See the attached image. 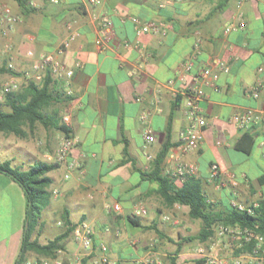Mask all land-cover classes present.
<instances>
[{
  "label": "crops",
  "instance_id": "crops-1",
  "mask_svg": "<svg viewBox=\"0 0 264 264\" xmlns=\"http://www.w3.org/2000/svg\"><path fill=\"white\" fill-rule=\"evenodd\" d=\"M1 1L19 18L7 37L14 46L11 59L19 72L32 64L27 51L40 55L59 46L67 34V21H74L79 31L64 54L68 66L80 62L70 85L73 95L61 96L54 109L63 123L68 116L64 124L77 140L71 158L80 168L68 179L64 164H57L47 174L49 204L42 213L43 227L45 217L49 232L54 237L62 234L65 227L58 223L63 222L64 213L72 224L89 222L95 252L83 258V264H91L100 245L113 259L109 242L129 245L139 255L129 261L113 259L117 264H136L149 256H155V264H172V258L176 264H197L194 253L188 254L189 248L206 242L185 240L198 233L200 221L193 234L191 221L197 220L189 217V208L167 206L157 193L158 184L148 175L162 146L168 144L160 174L173 179L177 187L183 184L171 177L175 164L169 159L187 125L182 92L217 57L228 71L215 69L214 86L205 88L206 99L201 104L207 120L204 141L199 151L183 157V163L195 168L193 177L218 210L234 203L250 205L264 197V185L259 183L264 176V88L257 98L251 94L257 82H264V0H175L164 7L159 0H101L97 8L88 0H36L35 7L25 13L15 0ZM103 12L109 16L113 32L99 51L93 17ZM239 16L245 28L226 32L227 26L239 23ZM133 18L141 23L161 21L169 28L164 34L137 33ZM125 42L130 46L125 47ZM186 62L192 63L189 72L184 69ZM248 109L259 112L262 119L247 130L240 129L232 118ZM145 112L148 116L142 122ZM145 125L152 129L151 143L144 140ZM64 137L41 125L25 139L0 134V162L10 161L22 171L36 161L54 163ZM17 155L19 159L14 157ZM211 164H217L226 176L233 174L238 186L232 188L228 177L220 188L209 182ZM54 190L58 191L56 197ZM114 204L120 206L119 213L109 211ZM136 207H144L145 215L150 216H134ZM25 227L24 192L0 172V264H16ZM192 242L198 245L189 247ZM229 250L230 244L223 240L219 253L224 256ZM85 254L72 234L64 239L65 260ZM34 258L39 256L29 252L24 261Z\"/></svg>",
  "mask_w": 264,
  "mask_h": 264
},
{
  "label": "built area",
  "instance_id": "built-area-1",
  "mask_svg": "<svg viewBox=\"0 0 264 264\" xmlns=\"http://www.w3.org/2000/svg\"><path fill=\"white\" fill-rule=\"evenodd\" d=\"M55 1V0H54ZM160 6L164 7L173 3L175 0H159ZM27 4L34 8L36 0H26ZM88 4L92 8H97L101 4V0H88ZM239 23L236 25H229L225 29L226 32L242 30L245 28V22L241 16ZM93 20L97 27L96 47L99 51H103L104 39L111 35L113 32V26L107 13H99L93 17ZM19 22V18L13 14L11 8L0 2V30L3 37H7L8 33L13 30L15 25ZM133 22L136 24L137 33L147 34H164L169 26L161 21H149L141 23L138 19L133 18ZM65 29L67 31L66 37L59 44V46L51 53L36 55L33 51L29 50L26 55L32 58V64L26 71L19 72L14 66L9 63L8 68L19 72V77H12L9 80L3 82L0 85V94L3 96L7 93H13L21 88L20 79L25 82L30 80L35 83H41L47 74L50 75L52 80V87L57 85L54 92L61 94L63 97H71L73 92L71 90V82L75 75L76 69L80 68V62H75L74 66H68L64 61V54L70 48L71 44L79 37V31L75 28L74 21H67L65 23ZM125 47H129L128 42L124 43ZM138 48V45H136ZM198 48V44L196 45ZM12 49L10 44L5 45L3 52L9 53ZM141 52L142 50L138 48ZM192 68L191 62L184 63L185 71L189 72ZM220 70L227 72L228 66L217 57H213L209 65L200 69L193 77V82L185 87L182 92L186 95L184 115L187 119L186 127L181 131L178 144L175 147V152L170 154L169 159L174 162L175 167L171 173L172 178L179 179L182 183L195 174V168L191 165L183 163V157L200 150L204 141V130L207 127V120L203 115L202 103L206 99L205 88L214 86V82L217 79V73L214 70ZM261 70V69H259ZM182 80V78H181ZM264 88V82H257L252 90V96L257 98L259 91ZM148 113H143L140 117L142 122H145ZM262 119L259 112L248 109L246 111L237 113L233 116L232 121L238 128L247 130L252 125L258 123ZM68 116L63 118L64 123L67 122ZM143 137L146 143H151L153 140V132L150 126L145 125L143 127ZM77 144L76 138L73 136H65L57 150L54 158V163L64 164L66 173L65 179H68L73 172L80 168V163L71 158L73 149ZM264 145V143H263ZM229 178L232 188L237 187L238 184L233 174H226L222 172L217 164H211L209 166V172L207 180L215 183L218 188L223 186V178ZM53 195L56 197L58 191L54 190ZM258 202H254L250 205H243L234 203L231 206L238 208L241 211L246 210L248 213L252 212V209L257 207ZM111 212L119 213L121 208L118 204H114ZM146 214L144 207H136L133 211L134 216H142ZM58 225H64L63 222H59ZM73 239L79 243L85 250V255L76 256L72 260H65L62 257V250L57 251L56 256L39 257L34 259L25 260L23 264H83V258L91 257L94 251L93 245V231L91 225L87 221H81L76 224L71 232ZM226 240L227 243L234 248H241L247 244H253L250 252L243 253L239 256L230 258L222 257L218 251L220 243ZM99 255L96 258L91 259V264H117L113 259H110L106 254V247L100 245L98 248ZM194 257L198 261L197 264H264V237L255 233V231L248 228H240L238 226H224L218 225L214 229V235L206 242L205 246L199 247L194 252ZM155 260L152 256L147 257L144 260H139L136 264H155Z\"/></svg>",
  "mask_w": 264,
  "mask_h": 264
},
{
  "label": "trees",
  "instance_id": "trees-1",
  "mask_svg": "<svg viewBox=\"0 0 264 264\" xmlns=\"http://www.w3.org/2000/svg\"><path fill=\"white\" fill-rule=\"evenodd\" d=\"M15 1L23 13L33 9L26 0ZM1 74H9L13 77L20 76L19 72L9 69L7 64L0 66ZM52 86L51 77L47 74L41 83L28 80L18 91L3 95V101H0V134L25 139L29 136V132L32 133L36 125H41L45 129H54L62 132L64 136H69L70 130L62 122L58 110L54 109V106L62 99V95L54 92ZM24 128H27L29 132ZM168 148V144L162 146L148 176L150 180L158 184L157 193L167 206L174 204L186 206L189 208V217L200 221L201 227L198 233L188 237L185 241L207 242L214 235V229L218 225L248 228L264 237V197L258 201L257 207L253 208L250 213L233 206L223 211L218 210L216 204L211 203L207 198L200 181L193 176L188 177L180 187L175 186L173 179L161 176V165ZM56 167V163L36 161L28 170L22 171L12 167L10 161L0 162V172L5 173L17 183L25 195L27 227L23 232L16 264H22L25 255L29 252L39 257H55L57 251L64 249V239L71 234L75 226L69 221L67 213H64L61 216L65 227L62 234L55 236L45 244L40 243L38 238L32 239L33 234L43 226L41 222L42 213L49 204L47 189L50 185V179L47 174ZM259 183L264 185V176L259 179ZM128 219L133 224L132 219ZM154 231L159 236L162 235L159 230L154 229ZM252 245L247 244L235 249L234 255L239 256L250 252ZM171 261L172 264H176L175 259L172 258Z\"/></svg>",
  "mask_w": 264,
  "mask_h": 264
},
{
  "label": "rangeland",
  "instance_id": "rangeland-1",
  "mask_svg": "<svg viewBox=\"0 0 264 264\" xmlns=\"http://www.w3.org/2000/svg\"><path fill=\"white\" fill-rule=\"evenodd\" d=\"M0 2H2L1 0H0ZM2 3H4V2H2ZM14 14V13H13ZM11 32V31H10ZM9 32V33H10ZM8 33V34H9ZM0 38H2L3 40H1L0 41V66L1 65H3V64H9V63H11L13 66H14V64H13V61H12V59H11V56L13 55V52H14V46L12 45V43H10L9 41H8V39H7V37L9 36H7V37H3L2 35H1V30H0ZM6 44H10L11 46H12V49H11V51L9 52V53H5V52H3V50L5 49V45ZM15 68V67H14ZM16 69V68H15ZM13 76H10L9 74H1L0 75V85L3 83V82H5V81H7V80H9L10 78H12ZM14 77H16V76H14ZM20 82V85L22 86L23 84H25V81L23 80V79H20L19 80ZM0 101H3V96L0 94ZM14 157H16L17 159H19V157L20 156H14ZM48 196H49V192H48ZM44 214H46V213H44ZM150 216V214L149 215H144V218H147V217H149ZM43 219H44V222H45V224H44V227L42 226V228L39 230V231H36L35 232V235H36V238H38V241L40 242V243H47L50 239H52L54 236H53V234H52V232L50 231L49 232V220L47 219V218H45V217H43ZM195 226H193V231H192V233L194 234V233H197V229H198V226H197V224H198V222L199 221H191ZM200 223V222H199ZM194 244H197L196 242H192V243H190V244H188L189 245V247L191 246V245H194ZM198 245V244H197ZM108 250H109V253H111V256L113 257V259H119L120 260V262H122V261H124V260H132V259H135V258H137L139 255L137 254V253H135L134 251H132V248L129 246V245H124V246H117V245H115V244H112V243H108ZM198 247V246H197ZM196 246H194V247H190L189 248V251H188V254L189 255H192L195 251H196V248H197ZM202 247V246H201ZM199 248V247H198ZM197 248V249H198ZM233 246L232 245H230V250H229V252H227L224 256H222V257H226V258H230V257H234L235 255H234V250H233ZM195 250V251H194ZM221 255V254H220ZM153 258H155V256L153 257Z\"/></svg>",
  "mask_w": 264,
  "mask_h": 264
},
{
  "label": "water",
  "instance_id": "water-1",
  "mask_svg": "<svg viewBox=\"0 0 264 264\" xmlns=\"http://www.w3.org/2000/svg\"><path fill=\"white\" fill-rule=\"evenodd\" d=\"M26 227H27V223H26Z\"/></svg>",
  "mask_w": 264,
  "mask_h": 264
}]
</instances>
